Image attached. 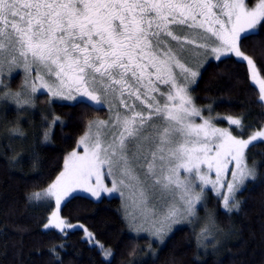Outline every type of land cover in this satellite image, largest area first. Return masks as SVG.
Here are the masks:
<instances>
[{"label": "snow or ice", "instance_id": "snow-or-ice-1", "mask_svg": "<svg viewBox=\"0 0 264 264\" xmlns=\"http://www.w3.org/2000/svg\"><path fill=\"white\" fill-rule=\"evenodd\" d=\"M258 28H264V0L251 8L247 0H0V53L10 55L6 62L9 71L22 66L31 75L35 66L33 94L46 91L53 99L97 105L102 96L118 94L120 104L128 110L124 115L117 113L114 123L94 122L95 133L93 124L88 125L79 141L84 154L72 152L65 159L64 171L44 190V197L55 198L57 208L44 227L61 231L71 227L59 216L61 201L78 187L98 197L100 192L89 182L95 177L97 186L101 185L105 167L108 175L119 170L121 176L137 179L127 155L130 140L139 141L141 151L149 145L151 159L145 157L148 175L156 177L154 183L163 189L177 192L183 205H171L164 217L153 223L155 235L170 230L183 215H193L207 185L223 187L221 177L231 161L236 167L223 194V206L229 212L238 208L237 203H231L235 193L256 176L247 165L246 150L254 141L264 139V131L239 139L201 117L186 85L189 78L195 82L198 72L180 61L171 42L182 52L184 44L208 48L207 43L197 44V39L214 37L219 46L211 51L217 53V59L226 50L247 61L251 79L259 85L264 100V79L259 78L253 59L239 48V42L249 33L258 34ZM185 29L195 35L177 34ZM4 66L0 59V70ZM176 68L185 83L178 82ZM159 84L170 85L166 94ZM157 92L166 95L163 104L154 95ZM125 95L144 104L147 114L137 111L135 104L129 105ZM194 117L203 122L195 123ZM228 121L241 125L240 119L229 117ZM110 123L119 132L109 141L105 129ZM148 128L152 132L144 135ZM204 167L209 172L215 170V181L204 173ZM182 173L187 175L182 177ZM197 180L199 191H195ZM119 183L124 184V179ZM106 191H117L116 182ZM34 195L41 199L40 193Z\"/></svg>", "mask_w": 264, "mask_h": 264}, {"label": "trees", "instance_id": "trees-1", "mask_svg": "<svg viewBox=\"0 0 264 264\" xmlns=\"http://www.w3.org/2000/svg\"><path fill=\"white\" fill-rule=\"evenodd\" d=\"M240 50L253 59L264 79V28L242 39ZM19 85L20 77L10 78L8 93ZM191 94L198 107L209 105L215 113L239 117L242 125L232 128L235 134L244 137L264 124L259 89L246 62L233 56L208 61ZM43 97L45 103L39 96L33 101L34 114L0 108V264H264V139L246 150L257 174L238 193V208L226 211L219 206L220 199L210 194L206 203L210 207H205L208 219L202 212L199 223L210 229L205 243L195 238L198 228L180 225L163 244L148 247L146 237L130 232L116 196L95 200L75 194L61 205L62 218L87 229L92 244L80 226L44 229L54 204L50 200L37 204L31 193L60 174L66 154L76 147L89 121L106 116L107 110L89 102H48ZM53 116L59 120L49 140L43 141ZM99 243L112 251L110 258L103 255Z\"/></svg>", "mask_w": 264, "mask_h": 264}, {"label": "rangeland", "instance_id": "rangeland-1", "mask_svg": "<svg viewBox=\"0 0 264 264\" xmlns=\"http://www.w3.org/2000/svg\"><path fill=\"white\" fill-rule=\"evenodd\" d=\"M257 2H258V0L255 1L252 5L247 3V6L249 8H251V7L255 6V4ZM197 31H200V30H197ZM177 34L181 35V36H183V35L194 36L195 35V33H190L189 30H187V29H185L183 32L177 30ZM196 43L197 44L207 43L209 45V47L208 48H200V47H197L196 44H184L183 45L184 50L181 52L180 46L175 41L171 42L173 49L178 53L180 61L182 63H184L185 66H187V67L191 68L192 70L198 72V75L195 78V82H193L191 78H189L186 81V85L188 88V94L191 96V98H192V94H191L192 87L195 85L202 69L205 67V65L208 63V61L218 60L217 59V53H213L211 51V47H213V46L218 47L219 46V42L216 41L214 37L210 38L209 40L197 39ZM239 48H240V42H239ZM219 55H220L219 59L226 57V56H233L239 60L246 62V64H247V61L243 60L242 57H237L234 52H228L226 50H222V53ZM244 55H246V54H244ZM10 58L11 57L7 52L0 53V59H2L5 62V66L3 67L2 70H0V108L4 107L7 109V111H11V112H20V113H28L29 112V113L34 114L35 110H36V106H35L33 101L38 96H39V99L41 100V103H45V100H43V98H44L43 96L47 97L48 102H58V103H75V102H77L74 100H63L60 98L53 99L50 95L47 94L46 91L42 95L39 93L33 94L31 92V84H32L33 80L35 79L37 69L34 66L32 69L31 75L26 73L22 66L17 67V68H13L11 71H9L6 62ZM247 67H248V64H247ZM248 70H249V67H248ZM256 71H257V74L259 75L257 68H256ZM174 73L177 76L179 83H182V84L185 83L183 76L180 73V69H178V68L174 69ZM249 74H250V72H249ZM15 76L20 77V85H19V88L16 89L15 91L11 90V92H13V94H9L8 91H10V89H9V87H7L8 86V80L12 77H15ZM250 78H251V75H250ZM259 78L262 79L260 75H259ZM251 81L259 89V85L257 83H255L252 79H251ZM169 88H170V85L159 84L160 91L164 92L165 94L167 93ZM259 92H260V90H259ZM154 95L160 101L161 104L164 103V101L166 99V95L162 97V96H160L159 92L155 93ZM260 95H261V93H260ZM260 95H259V98H260ZM4 96H8V98L16 100V101L15 102L9 101ZM124 99L126 100V102L129 105L135 104L137 111L143 110L144 113L147 114L148 109L145 107V105L142 104L140 101L135 100L134 97L130 98L127 95H125ZM18 100L19 101L28 100L29 102L28 103H18L17 102ZM85 100L87 101V98H85ZM101 100H102V103L99 105L95 104V102H92V101H87V102L91 103L92 105H94L96 107L106 108V110H107L106 116L94 117L93 119H91L89 121L84 133L78 138L76 147L66 154V156L64 158V162H65V159L72 152H76L79 155L84 154V151H85L84 146L80 145L79 141L85 135V133L88 132V130H89L88 125L90 123L93 124L92 131H93V133H95L96 128H95L94 122L109 121V122L114 123L117 113L124 115L125 113L128 112V110L120 104V99H119L118 94H117V96H112V95L102 96ZM192 101H193V99H192ZM262 102L264 103V100H262ZM193 104H194V102H193ZM195 107L200 110L201 117H203L204 119H210L212 124L215 127L221 128V129H227L228 131H230L234 136H236L239 139H249L256 132L264 131V124H263L260 128L251 131L248 135H245L243 137L239 134H235L232 130L233 127L234 128H240L242 125V122H241V125L237 126V125L230 124L228 121L229 117L235 118V119H240L239 117L215 113L212 111V109L210 110L211 106H209V105H206L204 107H198L195 105ZM128 114H130V113H128ZM201 117H194L193 120L195 121V123H202L203 120L201 119ZM24 119H25V117L22 119V121H24ZM58 120H59L58 116H53L52 120L50 121L48 128L46 129V131H44L43 141L49 140L51 130H52L55 122H57ZM217 120L223 121L222 122L223 124L218 123ZM118 132H119V128L112 127V125L110 123L109 127L105 129L106 138L110 141L113 134H118ZM151 132H152V129L148 128L145 130V132L143 134L148 135ZM46 134H47V138H45ZM11 135H13L12 131H10V133H9V136H11ZM138 144H139V141L130 140L128 142V152H127V155L129 157V160H130V166L132 168V174H133V176L137 177V179H129L127 176H121L119 170H115L112 175H108V169H107V167H105L103 170L101 185L97 186L95 177H93L92 180L89 182L91 187L97 188V190L100 192V195L98 197L93 196L90 191H86V190H84V188L78 187V188H75V190H73L68 196H66L61 201L60 208H61V205L69 197H71L75 194H81V195L89 196L90 198H93L95 200H98L102 197L116 196V197L120 198L121 213H122L126 223L129 226L130 232L135 236L146 237L148 239V241L145 243H147L148 247H149V245H150V247H153L154 244H158V245L163 244L165 242V239L167 238V236H169V234L172 232L171 230H173L174 228H176L177 226H180V225H189V226H192L193 228H196V229L198 228L199 231L195 232V238L197 240H199L201 244L207 242L208 239L210 238V236H209L210 229L207 226H205L206 224L199 226L203 222L200 214H202V212L206 213L207 212L206 209H208V207H210V204L208 206H206V203L208 202L210 194H212V196H216L217 198L220 199L219 206L225 210V208L223 206V194L227 192V183L232 180V171L235 170V167H236L235 162L231 161L228 165V170L222 174L221 180L223 183V187L217 185V188L214 189L211 184L207 185L204 188V193H203L201 201L196 205L194 214L191 216L186 215V214L183 215L180 218L179 223L172 224L170 230L168 228H165L164 232L161 235L157 236L154 234L153 223L155 221L161 220L164 217V215L168 212L169 207L171 205L176 204L178 207H181V208L183 207V205H182V202L180 201L179 194L177 192L163 189L160 185H157L154 183L156 177L148 175V168H147V163L145 161V157H147L148 160L151 159L150 153L147 151V148L149 147V145L146 144L144 150L141 151L138 149ZM245 156H246V154H245ZM246 162H247L248 167L254 169L255 173L257 174L256 164L248 162L247 158H246ZM62 171H64V165H63ZM203 171L209 177V179H211L212 181L216 180V173H215L214 169L211 172H209L207 167H204ZM157 175H159V168H157ZM184 175H187V174L182 173V177ZM56 178L50 184H52L56 180ZM121 179H124V181H125L124 184L119 183V181ZM249 180H252V179H248L245 181L244 186H242L241 189L235 193L234 200L231 203H237L238 204L237 195L245 187V185L247 184V182ZM114 181L117 184V191H115V192L106 191V189L112 188ZM196 184L198 186L195 188V191H199V181L198 180L196 181ZM49 185H47L46 187H44L41 190H38V191L31 193V197L34 198V200L37 204L45 202L47 200L52 201L54 204V208L51 211V213L49 214L48 219H47L45 224L48 223L49 217L51 216L52 212L57 211L56 204H55V198L54 197H44V195H43L44 190L47 189L49 187ZM141 190H143V193H144L143 197L140 196ZM218 192H219V194H218ZM36 193L41 194L40 200H37L35 198L34 194H36ZM205 207H207V208L205 209ZM60 208L58 210L59 216L61 219L65 220L67 222V224L83 227L80 224L69 223L66 219L62 218V216L60 214ZM236 209L237 208H233L232 210H236ZM206 216L208 219V212H207ZM156 226L158 227L159 225L157 224ZM44 229L59 230L55 227H49V228L44 227ZM68 229H69V227L65 228L63 231L68 230ZM85 230H87V229L84 228V237L89 240L90 244H92L93 243L92 235H91V237H89L87 235V233H90V232L88 230L87 231H85ZM59 231H61V230H59ZM98 247L103 252V255L105 257H107V258L111 257L112 251L109 248L102 246L100 243L98 244ZM106 253H110V255H106Z\"/></svg>", "mask_w": 264, "mask_h": 264}]
</instances>
